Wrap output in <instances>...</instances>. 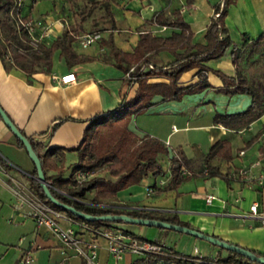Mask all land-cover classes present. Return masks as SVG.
I'll list each match as a JSON object with an SVG mask.
<instances>
[{
	"label": "crops",
	"instance_id": "0c3cea01",
	"mask_svg": "<svg viewBox=\"0 0 264 264\" xmlns=\"http://www.w3.org/2000/svg\"><path fill=\"white\" fill-rule=\"evenodd\" d=\"M152 1L157 3L156 10L163 11L168 17L175 10H180L184 20L186 14L194 17L199 23L198 26L194 28L190 24L189 26L195 35L193 42L198 44L205 43L204 34L210 17L213 16L212 7L221 3V1L212 4L209 0H192L190 8H187L185 7L186 0H118V6L123 14L125 12L126 14H138L141 17L142 10L148 11L150 6L153 7ZM134 2L142 9L137 13L132 11V9L136 10V7L131 8ZM144 2L147 4L144 5ZM201 10L205 11L207 21H204V17L199 14ZM146 20L144 19L142 23L145 24ZM225 20L231 41L236 47L242 48L243 35L255 40L264 33V0H235V3L228 8ZM52 22V36L46 44H50L55 37L60 36L66 21H63L62 17L58 18L53 15ZM69 23L73 24L74 20H69ZM142 25L130 32L121 31L118 28L114 32L115 46L123 52L132 53L141 30L149 31L154 36L162 38L171 37L173 33L178 32L177 29L169 26L154 24L142 28ZM77 50L89 56H95L97 52H105L103 49L98 50L97 42L86 50L79 48ZM172 60L173 55L166 51L154 55L152 64L164 66ZM232 63L229 51H227L221 59L210 60L207 66L233 76L235 67ZM239 68L241 72L248 74L246 62L240 63ZM51 69L49 72L40 70L29 77L14 68L6 71L0 61V105L2 109L26 136L31 135L41 142H46L48 148L76 147L82 140V134L85 126L88 125L89 118L100 111L112 110L125 96L131 98L134 95V87L128 88L123 83L125 82L124 74L113 65V61L105 63L96 60L67 67L65 61L60 58L59 52L55 51ZM196 71L195 69L183 73L179 81L180 86L187 87L195 84L198 81ZM68 74L73 75L74 80L69 81V84L59 83V79ZM53 76H56V80H52ZM206 77L212 87L205 92L191 96L185 95L180 102L161 101L156 97L150 109L132 119L131 130L138 137L159 139L170 150L169 156L174 155L185 163L183 168L191 176H186L176 191L147 195L146 188L153 189L154 186L162 188L169 182V159L167 156H160L159 162L165 172L163 176L143 178L138 185H130L127 189L117 193L116 198L107 206L146 209L148 212L164 217L174 214L180 222L189 224L190 229L264 255V227L259 225V220L249 216V207L255 203L258 204L260 212L264 214V186L250 188L239 179L238 175V170L243 166L251 167L252 174L264 173V154L259 153V148L264 146V136L246 145L253 139L256 132L260 131L264 123V114L240 131L215 124L213 117L216 112L233 114L244 111L251 105L250 98L242 94L233 97L217 94L214 90L222 86L221 81L211 72L207 73ZM153 80L163 81L164 79L154 77ZM55 126V131L48 138L51 129ZM14 141V135L0 117V154L3 156L0 159L4 163L0 164V208H3L4 204L9 203L10 205L13 200L17 206L13 182L30 184L28 179L33 168L29 167L23 173L21 168L24 167H20L18 163H12L9 159L18 155L22 150ZM218 141L226 142V145L220 148L217 155L213 156L209 166L216 167L220 173L229 175V184L219 176L203 173L206 170L204 156ZM241 151L244 153L240 156ZM73 154L76 156L74 152L65 154L64 164L69 159L71 162H77V156L74 159ZM9 160L11 162H8ZM18 160L27 162L23 157H19ZM256 161L259 165L253 166ZM63 177H67L65 170ZM208 195L215 197L210 204L205 202ZM15 212L17 213L16 209ZM16 218L17 222L20 221L18 226L22 232V237L19 238L21 246L17 247V250H11L12 261L9 263L0 261V264H20L26 251L33 249L34 260L31 264H70L72 259H75L74 252H63L57 239L54 240L47 229L37 228L33 220H26L25 217H21L20 213ZM60 223L64 228H76L75 225L71 226L72 224L62 219ZM144 233L145 230L141 229L136 237L148 239L145 238ZM154 241L162 243V241ZM184 243L185 248L191 246L193 251L197 249L200 254L203 249H206L212 252L215 258L217 255L222 257L227 255L220 252L218 247L211 244V246H205L200 239L193 237H188ZM162 245L166 247L163 243ZM174 251H177L176 248ZM52 257L53 261H50ZM137 258L134 254H126L120 260L122 264H130ZM109 259L107 251L101 249L97 264H107Z\"/></svg>",
	"mask_w": 264,
	"mask_h": 264
},
{
	"label": "trees",
	"instance_id": "16d2710c",
	"mask_svg": "<svg viewBox=\"0 0 264 264\" xmlns=\"http://www.w3.org/2000/svg\"><path fill=\"white\" fill-rule=\"evenodd\" d=\"M31 1L0 0V61L6 71L14 68L29 77L40 70L49 72L52 70V57L55 51L59 52L60 58L65 61L67 67L99 60L105 63L113 61V65L123 74L129 72L130 68H134L131 76L135 79H125V82H123L128 88L134 87V95L131 98L125 96L112 110L100 111L89 118L87 120L88 125L85 126L82 134V140L76 147L61 148L57 146L48 148L46 142H41V140H37L31 135L26 136L19 130L30 142L35 155L39 159L43 174L51 185L53 196L62 203L92 216L119 214L136 219L146 218L147 220L162 221L170 225L190 227L189 224L180 222L174 214L164 217L157 216L146 209L107 206L116 198L117 193L127 189L130 185H138L143 178L163 176L165 172L159 162L160 156H167L169 159L170 179L166 186L162 188L154 186L153 190L157 194L168 193L172 190L176 191L185 180L181 176V169L185 163L174 155L169 156L170 150L159 139L145 136L138 137L130 130L129 123L133 117L150 109L154 105L156 97L161 101L180 102L185 95H196V93H202L210 89L212 85L207 81L206 74L211 72L222 83L220 88L214 90L215 93L230 97L242 94L250 98L251 104L239 113L216 112L213 117L215 124L234 131H240V129L248 127L254 120L261 118L264 114V33L255 40L243 35L242 48L236 47L228 36L225 26L228 8L235 3V0H221V3L212 7L213 16L210 17L206 27L204 44L193 42L195 35L187 21L184 20L180 10H175L170 17L163 11H159L155 15L153 14L150 20H146L141 27L145 28L155 24L157 26H169L177 29L178 32L173 33L171 37L162 38L154 36L149 31L139 29L141 33H138L139 38L132 53L123 52L114 43V32L118 30V24L112 6L118 5V0H103L99 3L103 5L105 14L99 19L92 20V23L104 26L102 33H106L107 36L103 37L101 35L102 37L97 43L98 50L103 49L105 52H97L95 56H89L84 53L81 54L77 50L78 38L82 34L89 33L82 28V21H74L73 24H70V19H63L66 22L63 24L64 27L60 36L55 37L50 44L41 42L37 48L32 47L25 30H23L24 28L20 24V20L24 19L30 8ZM95 3L98 4L97 1H94L92 5ZM191 4L192 0L185 1V7L190 8ZM166 51L173 55L171 62L169 61L164 66L152 64L154 55ZM227 51H229V56L235 67L233 76L207 66L210 60L221 59L227 54ZM242 62H246L249 70L248 74L241 72L239 67ZM195 69L197 70L198 81L187 87L180 86L179 81L182 74ZM154 77L164 80H153ZM55 129L56 126L51 129L48 138ZM261 136H264V123L260 131L256 132L253 139L247 142L246 145L253 143ZM14 137L17 147L26 152L21 141L15 135ZM224 145H226V142L218 141L210 147L211 149L204 156L206 169L204 171H207V175L221 177L229 184V175L222 174L216 167L211 168L209 166L213 156L217 155ZM71 152L76 153L77 163L71 169L70 174L64 178L65 154ZM259 153L264 154V146L259 148ZM0 164H4L3 161ZM86 170L95 171L96 176L87 180V182L78 184L74 175L79 171ZM101 172L107 176L100 174ZM30 174L29 187L41 202L47 204L51 209L57 212L61 211L68 218L91 225L94 228H105L106 230L118 228L130 236L136 237L134 232L121 228L122 226L134 224H127L119 220L116 222H86L56 207L44 196L40 183L36 181L37 172L34 164ZM156 229L158 231L164 230L162 227ZM215 247H218L220 252L225 251L227 255L225 257L217 255L216 258L212 259L204 257L206 263L213 261L215 264H241L238 258H243L246 260L244 264H259L233 251H226L221 249L220 246ZM165 248L172 254L177 253L172 248ZM252 253L257 257L264 258L262 253ZM190 263L191 261L147 254L134 259L130 264Z\"/></svg>",
	"mask_w": 264,
	"mask_h": 264
},
{
	"label": "built area",
	"instance_id": "2783aa9c",
	"mask_svg": "<svg viewBox=\"0 0 264 264\" xmlns=\"http://www.w3.org/2000/svg\"><path fill=\"white\" fill-rule=\"evenodd\" d=\"M38 0H32L30 8L27 14L24 16L23 20H20L21 27L24 28L27 37L29 38V43L32 47L37 48L39 43L47 42V40L52 36V24L53 15H45L35 17L33 14L34 8L37 5ZM152 15L159 11H156L152 6L149 8ZM156 11V12H155ZM101 34L98 31L89 34H82L78 38V48L88 49L95 45L96 42L100 41ZM134 68H130L129 72H126L123 79L134 80L135 78L131 76ZM52 80H56V76L52 77ZM74 77L71 74L64 76L59 79V83L69 84V81H73ZM244 152L241 151L240 156ZM259 165L256 161L253 166ZM204 175H207V171H203ZM239 179L245 182L250 188H257V186H264V173L252 174L251 167L243 166L238 170ZM96 176L95 171H79L74 175L75 181L78 184L87 182V180L92 179ZM181 176L186 178V176H191V174L184 168L181 169ZM15 185V197L17 198V208L23 210L28 209L25 217L30 218L34 221L37 228L47 229L50 235L57 239L62 247L63 252L71 251L74 254L81 257L85 264H97L98 254L101 249L107 251L108 257L118 262L126 254H134L137 257H143L147 254L163 256L164 258H177L181 260L191 261L190 264H215L213 261L206 263L197 249H194L193 254H172L166 250L162 243L151 242L148 239H141L134 236H130L124 233L120 229L106 230L105 228H94L91 225H86L76 220L68 218L63 212H57L47 204L41 202L39 197H37L31 188L27 185L18 183V181L13 182ZM147 195H153L156 192L152 188L145 189ZM215 199L214 196L208 195L205 198V202L210 204ZM249 216L259 220V225L264 227V214L260 212L258 204H252L249 207ZM65 220L72 224L71 226H76L75 229L72 227L64 228L60 223V220ZM103 243V244H102ZM206 258V257H205ZM34 260V249L26 251L25 255L21 258L20 264H31Z\"/></svg>",
	"mask_w": 264,
	"mask_h": 264
},
{
	"label": "rangeland",
	"instance_id": "374dc122",
	"mask_svg": "<svg viewBox=\"0 0 264 264\" xmlns=\"http://www.w3.org/2000/svg\"><path fill=\"white\" fill-rule=\"evenodd\" d=\"M94 1L98 2L94 3ZM103 0H40L37 5L34 8L33 15L35 17L38 16H45V15H55L58 18L62 17L63 19H73L75 22H80L82 21V28L84 29L85 32L87 33H93L95 31H98L101 33L103 37H106V33H102L104 26L103 25H98L97 23H92V20L95 18H101L105 14V10L103 5H101V2ZM207 1V0H206ZM212 4L213 3H219L221 0H209ZM153 3V8L156 10L157 9V3L155 1H152ZM144 5L147 3L144 2ZM137 4L132 3L131 8H135L136 10L132 9V11L136 12L138 10H142L141 6H136ZM114 10V15H115V20L117 22V28L121 29V31L126 30V31H135L137 26L142 25L143 20L147 19L150 20L152 16V12L149 10H142L141 12V17L133 14H123L121 11L122 9H119L118 5H113L112 6ZM157 11V10H156ZM155 11V12H156ZM200 15L204 17V21H207V17L205 14L204 10H201ZM185 20L187 21L188 24H190L193 28L198 26L199 23L195 21L194 17H191L190 15L186 14L185 15ZM240 42V41H239ZM243 44V39H241V45ZM133 119V118H132ZM132 119L129 123L130 130L132 128ZM132 131V130H131ZM16 150V149H15ZM16 154V152H15ZM3 158V156L0 154V158ZM19 157H23L24 160H27V162H20L18 159ZM74 159H76L75 154L72 156ZM12 163H18L20 167H24L23 169L21 168V171L25 173V170H28L29 167L33 168V162L30 159L29 155L24 151L21 150L20 153L15 157L9 158ZM8 162H11V161ZM29 160V161H28ZM77 162L72 161L69 159L68 162H65L64 170H65V175L68 176L70 174L71 169L73 166L76 165ZM23 165V166H22ZM100 174H104L101 172ZM27 186H29L27 184ZM10 206V207H9ZM11 209V211H10ZM15 209L17 213L15 212ZM19 211V212H18ZM28 212L27 208H24L23 210H19L14 202V200L6 205H3V208H0V261L6 263L9 261H12V253L11 250H17V247L21 246V243L19 242V238L21 239L22 237V232L20 227L18 226L20 221L17 222V215L18 213L21 214V217H25L26 213ZM26 220H31L28 217H25ZM7 222V223H6ZM121 228L129 231V232H134L135 235H138L139 230L143 229L145 230V238L147 237L148 241L153 242L154 240L162 241L164 245L168 248H176V250L181 253V254H186L189 255V253H193V248L190 246V248H185L186 244L184 241L188 239V237H191V235H186L183 233H177L176 231H170V230H160L158 231L155 228L152 227H139V226H122ZM192 238V237H191ZM154 239V240H151ZM55 240V239H54ZM202 244L204 243L205 246H211L208 242L205 240H201ZM185 249V250H184ZM19 250V249H18ZM184 252V253H183ZM186 252V253H185ZM223 254H227L225 251L222 252ZM202 256L204 255L207 258H215L213 257L212 252H208V250L203 249L202 251ZM75 259H72L70 264H85L84 260L79 257L77 254L75 255ZM240 260L239 262L241 264H244L246 262L245 259L243 258H238ZM50 261H53V257L50 259ZM107 264H122L121 260H118L116 262L113 259H109Z\"/></svg>",
	"mask_w": 264,
	"mask_h": 264
},
{
	"label": "water",
	"instance_id": "95a60500",
	"mask_svg": "<svg viewBox=\"0 0 264 264\" xmlns=\"http://www.w3.org/2000/svg\"><path fill=\"white\" fill-rule=\"evenodd\" d=\"M0 117L3 123L5 124V126L10 130V132L13 135H15L17 139L21 141V143L24 145L27 154L29 155L30 159L32 160L36 168V172H37V177L35 178L36 181L40 183L39 185L44 193V196H46L48 201L52 203L53 205H55L56 207L61 208L62 210L71 213L73 216L75 215L78 219L84 220L86 222L88 221L116 222L117 220H119L122 222H126L127 224H134L135 226H139V227H145V226L154 227V228L162 227V229L164 230L176 231L177 233L191 235V237L196 238V239H200V240L203 239L211 245L220 246L221 249H224L229 252L233 251L234 253L240 256H243L245 258L247 257L251 261H255L259 264L260 263L264 264V258L255 256L251 251H248V249H243V248H240L239 246L233 245L232 243L229 244L227 242L221 241L217 237L215 238V237L205 235V233L203 232L201 233L197 230L190 229V227L186 228V227L176 226V224L170 225L162 221L147 220L146 218L136 219L133 217H129L126 215H119V214H116V215H105L104 214L102 216H92L89 213L85 214L81 211L76 210L75 207L73 208L72 206L62 203V201L57 200L51 193V185L49 182H47L43 174L41 163L39 159L37 158V156L35 155L30 142L21 134L19 129L16 127V125L13 124V122L10 120L8 115L2 109L1 105H0Z\"/></svg>",
	"mask_w": 264,
	"mask_h": 264
}]
</instances>
